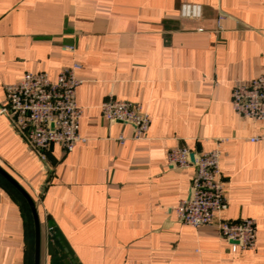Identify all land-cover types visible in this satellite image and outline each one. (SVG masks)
Here are the masks:
<instances>
[{
    "label": "crops",
    "instance_id": "crops-1",
    "mask_svg": "<svg viewBox=\"0 0 264 264\" xmlns=\"http://www.w3.org/2000/svg\"><path fill=\"white\" fill-rule=\"evenodd\" d=\"M183 3L202 17H182ZM75 61L87 140L39 156L3 111L5 86L26 71L56 79ZM262 73L264 0H0V168L36 205L40 264H51L50 225L74 264H264V141L250 140L264 120L238 115L231 99ZM110 96L149 113L145 138L102 115ZM176 146L220 148L227 207L216 218H254L255 248L177 220L195 170L168 166ZM35 254L33 210L0 172V264Z\"/></svg>",
    "mask_w": 264,
    "mask_h": 264
},
{
    "label": "built area",
    "instance_id": "built-area-1",
    "mask_svg": "<svg viewBox=\"0 0 264 264\" xmlns=\"http://www.w3.org/2000/svg\"><path fill=\"white\" fill-rule=\"evenodd\" d=\"M181 16L201 18L202 6L183 3ZM220 15L219 19H223ZM203 30V28H199ZM64 50L75 51L74 45ZM79 62L63 66L56 79L44 71H26L21 78L6 84L7 106L3 108L13 126L23 135L29 147L43 157L52 145L58 144L72 151L76 144L87 140L79 132L83 107L77 102V88L82 80L77 71ZM234 111L244 118L264 120V73L245 82H237L231 93ZM102 115L109 122H123L133 126L132 138L146 137L151 119L138 102L110 96L101 105ZM120 142L127 137L119 136ZM264 141V134L250 137ZM222 152L219 147L193 151L187 146H176L167 152L168 166L176 169L194 167L189 195L181 199L174 211L179 222L193 227L214 225L221 236L238 243L243 249H253L257 243V224L254 218L240 220L218 219V212L227 207L225 180L221 171ZM54 226L48 227L51 237Z\"/></svg>",
    "mask_w": 264,
    "mask_h": 264
},
{
    "label": "trees",
    "instance_id": "trees-1",
    "mask_svg": "<svg viewBox=\"0 0 264 264\" xmlns=\"http://www.w3.org/2000/svg\"><path fill=\"white\" fill-rule=\"evenodd\" d=\"M66 250V245L64 244L62 238L59 236L56 229L50 237L49 252L51 254V264H74L72 258L69 257V253Z\"/></svg>",
    "mask_w": 264,
    "mask_h": 264
},
{
    "label": "water",
    "instance_id": "water-1",
    "mask_svg": "<svg viewBox=\"0 0 264 264\" xmlns=\"http://www.w3.org/2000/svg\"><path fill=\"white\" fill-rule=\"evenodd\" d=\"M0 172L9 179L21 192L22 194L27 198L34 214L35 218V226H36V254H35V264H40V224H39V218L37 213L36 205L33 201V199L29 196V194L15 181L13 180L4 170L0 168Z\"/></svg>",
    "mask_w": 264,
    "mask_h": 264
}]
</instances>
